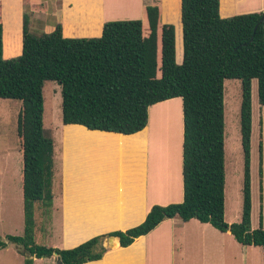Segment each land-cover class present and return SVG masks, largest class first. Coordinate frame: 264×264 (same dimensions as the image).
Instances as JSON below:
<instances>
[{
  "label": "trees",
  "instance_id": "trees-1",
  "mask_svg": "<svg viewBox=\"0 0 264 264\" xmlns=\"http://www.w3.org/2000/svg\"><path fill=\"white\" fill-rule=\"evenodd\" d=\"M220 7L221 0H182V20H177V58L176 28L173 23L163 22L160 4L146 5L139 19L105 22L99 37H65L60 23L52 32L37 35L30 29L27 9L23 52L9 59L3 57L0 20V97L21 103L18 136L24 198V233L0 234V249L15 244L25 264H34V256L54 254L62 264H84L103 258L107 248L100 242L102 235L117 236L120 245L127 247L165 219L177 216L184 221L210 223L222 232L230 231L243 245L264 248L262 212L260 226L253 229L251 225L252 81L258 80V99L264 105V10L224 17ZM181 55L183 61L178 63ZM225 79L242 81L243 207L241 221L233 223L225 220ZM46 81L61 85L65 125L80 124L124 134L146 127L150 106L181 97L183 201L153 205L142 223L94 236L73 248L38 244L35 208L47 212L54 202L55 141L44 129ZM163 112L171 113L174 120L169 107ZM169 130L174 150L175 130ZM262 149L260 140L261 201Z\"/></svg>",
  "mask_w": 264,
  "mask_h": 264
},
{
  "label": "crops",
  "instance_id": "crops-1",
  "mask_svg": "<svg viewBox=\"0 0 264 264\" xmlns=\"http://www.w3.org/2000/svg\"><path fill=\"white\" fill-rule=\"evenodd\" d=\"M26 2V0H0V20L3 22V57L5 59L17 57L23 52V20L24 13L28 9ZM167 2L168 0H138L135 4L136 12L127 15L126 19L142 18L147 3L160 4L163 22L176 24L178 18L182 20V0H179L178 17L170 11ZM115 6L114 0L108 2L96 0L92 4L79 0H42V6L35 7L32 13L38 12L44 16L35 21L37 28L47 33L55 30L57 24L60 23L65 37H99L103 33L105 22L124 17V15L109 14L114 11ZM262 10H264V0H221L220 11L224 17ZM11 46L14 47L11 48ZM2 103L0 102V106ZM20 106L21 103L17 108V133ZM150 108L151 113L153 107ZM3 112L0 110L1 120H4L6 116ZM260 114L258 123L255 121L254 112L252 114V140L256 133L255 138L258 142L257 150L253 147L251 149V220L254 214H257L256 225H253V220L251 222L253 229L260 226V212H262V227L264 228V105H261ZM167 115H169L168 118ZM167 115L165 119L172 124V114ZM149 119L144 129L132 134L94 130L80 124L67 126L71 129L68 132L73 135L77 133L80 139L77 142V150H70L69 154L67 150H62L61 154L64 158L60 159L61 169H59L61 182L54 180L53 206L49 211L43 212L46 224L41 230L45 237L51 240L52 247L73 248L94 236L115 230H126L142 223L153 205H168L183 201L184 128L179 150H173L169 143L170 134L171 136L173 134L165 122L162 125L164 130L165 128L169 130V136L162 144L157 138L159 150H155L154 162L160 164L163 172L157 173L161 178H158L155 183L157 192H160L159 190L166 192L163 195L156 192L151 197ZM161 122L162 120H157L158 124ZM260 140L263 146L262 201L260 200L259 176ZM13 154H19L22 163L20 150H9L7 147L0 150V234L3 236L18 232L20 229L24 231L23 163L19 167L17 158L14 163ZM57 157L55 150L54 159L57 160ZM256 162L258 170H255ZM71 168H74V176L70 178L68 170ZM54 169L56 174V165ZM158 181L161 182L158 183ZM193 220L199 221L197 219L190 221ZM190 221H184L178 216L165 219L148 234L136 238L131 245L123 247L119 244L107 248L102 259L84 264H178L174 255L177 247L183 242L182 231L184 233L188 231L192 236L202 237L197 247L204 259L203 264H209L210 262L205 257L207 237L205 234L210 229L204 225L211 224L199 221L202 223L201 227L193 225L187 228L185 225ZM212 231L217 236L216 238H220L223 234L232 235L230 231L222 232L219 229L218 232ZM233 238L235 240V237ZM220 247L221 250H226L223 243ZM256 247L260 248L258 253L264 256V248ZM45 258L49 259L47 261L52 259L50 264H54L57 262L58 255L42 258L34 256V264L44 261ZM0 264H25V258L17 246L10 243L7 247L0 249ZM217 264H227V261L219 260ZM229 264H231L230 261ZM236 264H264V257L254 256L250 262L247 259H241Z\"/></svg>",
  "mask_w": 264,
  "mask_h": 264
},
{
  "label": "rangeland",
  "instance_id": "rangeland-1",
  "mask_svg": "<svg viewBox=\"0 0 264 264\" xmlns=\"http://www.w3.org/2000/svg\"><path fill=\"white\" fill-rule=\"evenodd\" d=\"M28 13H30L31 22L30 29L33 33L40 35L45 32L40 28H37L36 19L44 16L41 13L34 12L32 10L35 7L42 6V0H26ZM86 2L88 4H92L96 0H79ZM112 0H106V2ZM116 2V6L113 12H109L111 15H124L121 18H114L115 20H124L127 15L132 12H136L137 8L135 4L138 3V0H114ZM128 3H131L128 5ZM149 4V3H147ZM168 7L172 13L176 16L177 9V0H168ZM124 5H128L124 7ZM110 10L109 8L107 9ZM39 17H38V16ZM42 18V20H44ZM174 24V23H173ZM175 25L176 28V58H177V45L179 34L177 33V22ZM178 34V36H177ZM181 37L183 38V32H180ZM184 54V49H183ZM183 60V56L181 55L180 59H177L178 63H181ZM44 129L48 135H51L54 138V150L57 152V160H55L56 165V174L54 176V180L61 182V160L64 158L62 155V150L69 151L72 150L70 145L71 142H66L67 140L72 138L73 134L68 132L71 129H68V125H65L62 121V94H61V85L56 81H46L44 84ZM0 102H3L0 106V110H3L5 118L4 120L0 119V150L5 149L7 147L9 150H19L18 143V133H17V108L20 105V101L15 99H2L0 98ZM3 100V101H2ZM252 100H253V112L255 121L259 120L260 108L261 105L258 99V80L254 79L252 81ZM241 101H242V81L240 79H225L224 82V105H225V170H226V184H225V198H226V212H225V220L228 223L239 222L242 218V206H243V184H244V154H243V146H242V135H241V123H240V109H241ZM153 109L151 113L149 111V128H150V142H149V157H150V195L153 197L154 193L158 191L156 187V181L158 178V172H163L162 168L159 166L160 164H156L154 162L155 150H159L157 147V138L160 140V143L165 139V133L167 128L172 127L175 130L176 135V143L174 150H179L180 140L183 138V128H184V112H183V100L181 97L172 98L167 101H162L156 103L152 106ZM151 107V108H152ZM170 108L174 114V120L171 123H168L166 115L168 112H163L164 109ZM150 108V109H151ZM9 114V115H8ZM169 115H167L168 118ZM154 117V122L152 120ZM162 120L160 124L157 123V120ZM167 125V128L164 130L163 123ZM159 125V126H158ZM162 126V127H161ZM160 127V128H159ZM166 127V126H165ZM160 131H159V129ZM162 129V130H161ZM68 132V134H67ZM77 133L75 135V143H77L80 139ZM257 134L255 133L252 142V147L257 150L258 142L256 140ZM78 139V140H77ZM255 145V146H254ZM74 150H77V144L74 146ZM256 153V151H255ZM13 160L15 163L16 158L18 159V166L22 165L20 155L13 154ZM71 157V155H70ZM58 165V166H57ZM257 162L255 163V170L257 169ZM74 166V162H73ZM20 170V168H19ZM258 170V169H257ZM177 173V169H176ZM74 176V168L68 170V177L71 178ZM176 176V174H175ZM256 176V174H255ZM161 181H158V183ZM160 189V188H159ZM160 195H163L166 191L159 190ZM43 210L36 207L35 208V240L38 244L41 245H50L51 240L42 232L43 225L46 224V218ZM253 225H256L257 222V214H254L253 217ZM193 225L198 227L202 226V223L199 221L193 220L190 223H186V227L189 228ZM204 225V224H203ZM208 226L210 229L205 235L206 237V259L209 261V264H217L219 260L229 261L231 264H236L237 261L241 259L250 262V260L255 256L258 258H263V255H260L258 252L260 250L259 247L254 245L245 246L239 243L236 239L234 240V236L223 234L220 238H216L213 231L218 232V229H215L212 225H204ZM181 228V227H179ZM23 230H18V232H14L15 235H23ZM182 236L184 235L183 242L181 246L177 247V252H175L174 259H176L178 264H203V258L199 252V248L197 247L202 241V237L199 235H189L188 231L185 233L181 232ZM221 234V233H220ZM196 238V239H195ZM199 241V242H198ZM222 243L225 245L226 250H221ZM220 244V246H219ZM220 248V250H219ZM244 252V255L242 253ZM183 254V255H182ZM44 261H39L37 264H50L48 258L43 259ZM165 262V261H164ZM234 262V263H232ZM54 264H58V262H54Z\"/></svg>",
  "mask_w": 264,
  "mask_h": 264
},
{
  "label": "water",
  "instance_id": "water-1",
  "mask_svg": "<svg viewBox=\"0 0 264 264\" xmlns=\"http://www.w3.org/2000/svg\"><path fill=\"white\" fill-rule=\"evenodd\" d=\"M264 19V16H263ZM101 244L106 248H112L120 244V238L117 236H105L102 235L100 237ZM57 255V254H56ZM58 264H62L61 258L58 256L57 258Z\"/></svg>",
  "mask_w": 264,
  "mask_h": 264
},
{
  "label": "bare ground",
  "instance_id": "bare-ground-1",
  "mask_svg": "<svg viewBox=\"0 0 264 264\" xmlns=\"http://www.w3.org/2000/svg\"><path fill=\"white\" fill-rule=\"evenodd\" d=\"M73 137L72 138H70L69 140H67V142H71V145H70V147H71V149L72 150H74V146H75V144H77V143H75V135H72ZM78 140V139H77ZM107 143V142H106ZM116 149V148H115ZM96 150V149H95ZM115 153V152H114ZM115 156V155H114ZM113 188V187H112Z\"/></svg>",
  "mask_w": 264,
  "mask_h": 264
}]
</instances>
